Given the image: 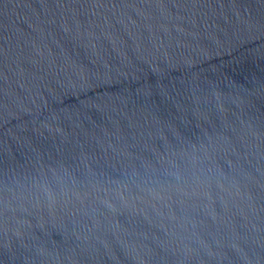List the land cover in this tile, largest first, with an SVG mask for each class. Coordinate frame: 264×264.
Here are the masks:
<instances>
[{
    "label": "water",
    "instance_id": "obj_1",
    "mask_svg": "<svg viewBox=\"0 0 264 264\" xmlns=\"http://www.w3.org/2000/svg\"><path fill=\"white\" fill-rule=\"evenodd\" d=\"M0 264H264V0H0Z\"/></svg>",
    "mask_w": 264,
    "mask_h": 264
},
{
    "label": "clouds",
    "instance_id": "obj_2",
    "mask_svg": "<svg viewBox=\"0 0 264 264\" xmlns=\"http://www.w3.org/2000/svg\"><path fill=\"white\" fill-rule=\"evenodd\" d=\"M191 164L195 171L190 179L186 178L184 171L180 168L174 167L171 171V175L176 180L177 191L181 196L188 198L197 195L206 196L207 193L204 190L212 179L211 170L205 171L199 168V159L195 156L191 158Z\"/></svg>",
    "mask_w": 264,
    "mask_h": 264
}]
</instances>
